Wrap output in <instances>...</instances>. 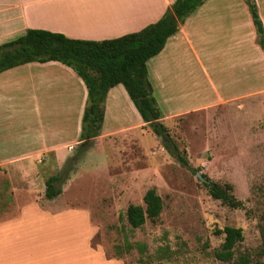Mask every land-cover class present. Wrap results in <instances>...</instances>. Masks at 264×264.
<instances>
[{"label": "crops", "instance_id": "1", "mask_svg": "<svg viewBox=\"0 0 264 264\" xmlns=\"http://www.w3.org/2000/svg\"><path fill=\"white\" fill-rule=\"evenodd\" d=\"M173 1L0 0V44L27 28L59 32L69 38H113L154 22ZM254 3L264 31V0ZM248 47L253 59L248 58ZM231 61L242 67L239 81L259 83L251 89L223 92L212 73L220 63ZM263 64L264 49L255 43L245 1L204 0L146 61L160 120L261 93L264 89L258 72ZM248 70L254 76L250 82ZM200 76L213 97L193 103L192 95L199 96ZM85 98L81 79L57 61L27 62L0 72V176L8 181V185L5 179L0 184L4 193L0 206L7 208L0 211V264H39L45 240L53 249L43 257H57L55 264H119L88 247L90 227L84 210L65 207L53 198H45L46 204L43 200L22 202L15 195L18 191L27 195L39 169L44 173L58 169L70 157L79 144ZM128 114L132 122L136 117L139 125L143 124L122 85L110 87L103 101L99 134L92 140L131 131L134 124L126 118ZM106 121L113 123L106 127ZM13 174L22 182H12Z\"/></svg>", "mask_w": 264, "mask_h": 264}, {"label": "rangeland", "instance_id": "2", "mask_svg": "<svg viewBox=\"0 0 264 264\" xmlns=\"http://www.w3.org/2000/svg\"><path fill=\"white\" fill-rule=\"evenodd\" d=\"M247 54L253 59L249 47ZM220 64L212 78L225 93L251 89L259 83L239 81L242 67L238 62ZM258 73L264 89V64ZM253 78L248 70L247 80ZM255 79L259 80L258 76ZM183 81L187 83L185 78ZM198 82L199 96L192 95L193 103L213 97L201 76ZM126 118L132 122L131 115ZM139 122L135 117L134 128L123 135L76 145L58 169L47 173L39 169L31 175V190L27 195L15 192L16 198L45 203V180L67 167V178L55 185L60 194L52 200L85 211L90 227L88 247L107 259L119 264H220L213 251L223 236L216 230L225 225L241 229L242 239L234 245V255L245 253L252 260L261 259L258 224L264 220V90L160 120L187 166L176 159L171 145L170 151L164 147L168 142L164 134L155 135ZM112 123L106 121L105 126ZM196 172L210 181L230 183L242 206L232 209L211 198ZM4 179L0 176L1 185ZM10 180L22 182L17 174ZM5 182L8 185L7 179ZM148 188H154L160 197L161 211L154 220L146 219L140 227L131 228L125 220V208L128 204L142 205ZM3 198L0 192V200ZM3 209L7 208L0 206V211ZM45 241L39 264H55L57 257H43L53 249L49 240Z\"/></svg>", "mask_w": 264, "mask_h": 264}, {"label": "trees", "instance_id": "3", "mask_svg": "<svg viewBox=\"0 0 264 264\" xmlns=\"http://www.w3.org/2000/svg\"><path fill=\"white\" fill-rule=\"evenodd\" d=\"M204 0H174L161 16L137 31L113 38L100 40L69 38L59 32L27 28L17 37L0 44V72L27 62L57 61L69 67L83 82L86 90L82 110L79 146L86 145L99 134L103 101L106 91L121 84L132 102L143 125H147L155 135L164 134L168 142L163 145L175 151L176 159L187 166L186 159L180 156L176 145L168 139L166 127L160 122V111L151 94L146 61L156 55L166 39L173 35L178 25ZM255 33V42L264 49V31L254 0H244ZM69 168L45 180L43 196L52 199L60 193L61 184L67 178ZM202 184L207 193L221 204L240 208L242 201L232 194L228 182L217 183L208 180L203 174ZM162 201L154 188H148L142 195L141 204H128L125 220L131 228L140 227L146 219L154 220L160 213ZM260 244L258 255L261 259H250L245 253L234 255V245L242 239L241 229L229 225L216 230L222 241L213 251L220 264H264V220L258 224Z\"/></svg>", "mask_w": 264, "mask_h": 264}, {"label": "water", "instance_id": "4", "mask_svg": "<svg viewBox=\"0 0 264 264\" xmlns=\"http://www.w3.org/2000/svg\"><path fill=\"white\" fill-rule=\"evenodd\" d=\"M195 176L202 180V178H201V176H200V174L198 172L195 173Z\"/></svg>", "mask_w": 264, "mask_h": 264}]
</instances>
